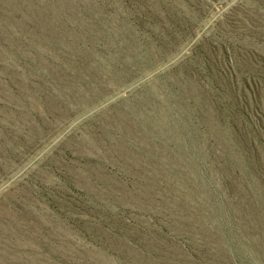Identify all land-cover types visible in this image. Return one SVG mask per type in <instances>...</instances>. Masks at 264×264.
<instances>
[{
    "label": "rangeland",
    "instance_id": "rangeland-1",
    "mask_svg": "<svg viewBox=\"0 0 264 264\" xmlns=\"http://www.w3.org/2000/svg\"><path fill=\"white\" fill-rule=\"evenodd\" d=\"M260 67L264 0H0V264H264Z\"/></svg>",
    "mask_w": 264,
    "mask_h": 264
},
{
    "label": "trees",
    "instance_id": "trees-1",
    "mask_svg": "<svg viewBox=\"0 0 264 264\" xmlns=\"http://www.w3.org/2000/svg\"><path fill=\"white\" fill-rule=\"evenodd\" d=\"M261 66H262V65H261ZM260 68L264 69L263 67H260ZM262 77L264 78V76H262ZM256 85H257V87H259V85H260L261 87H263V86H264V84H263V83H257Z\"/></svg>",
    "mask_w": 264,
    "mask_h": 264
}]
</instances>
